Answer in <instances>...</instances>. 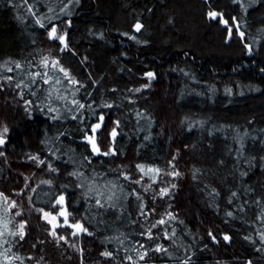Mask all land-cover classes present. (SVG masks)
<instances>
[{
  "label": "trees",
  "instance_id": "obj_1",
  "mask_svg": "<svg viewBox=\"0 0 264 264\" xmlns=\"http://www.w3.org/2000/svg\"><path fill=\"white\" fill-rule=\"evenodd\" d=\"M0 137V264H264V0H0Z\"/></svg>",
  "mask_w": 264,
  "mask_h": 264
},
{
  "label": "snow or ice",
  "instance_id": "obj_2",
  "mask_svg": "<svg viewBox=\"0 0 264 264\" xmlns=\"http://www.w3.org/2000/svg\"><path fill=\"white\" fill-rule=\"evenodd\" d=\"M25 2H27V0H25ZM29 11H31V9H29ZM217 16H218V14H217L216 12H214V11H213V12H209V17H210L211 19H216ZM221 20H223L222 17H221ZM37 22L39 23V21H37ZM223 23H224L225 25H227V21H223ZM140 28H141V25L137 24V25H136V30L139 31ZM229 33H231V28H229ZM49 35H50V38H51V39H58L61 43H65V37L62 36V35H58L56 27H53V28L51 29ZM240 35L243 36V33H240ZM65 47H67L66 44H65ZM60 71L64 72V75L67 77L68 73H67L63 68H61ZM151 75H152V74L149 73V76H151ZM81 107H83V105H81ZM99 128H100V124H97V125H95V127H94L92 130H93V132H95V131H96L97 129H99ZM4 132H5V133L7 132V128L4 129ZM111 135H112L113 137H115V135H116L115 130L112 131ZM3 143H4V139H3L2 137H0V145H2ZM89 143L92 145V150H93V152L98 153V152H99V148L97 147V144H96V141H95V137H94V136L89 137ZM105 154H107V153H105ZM0 155H2V153H0ZM142 170H143V169H142ZM149 171H152V170L150 169ZM2 195H3V194L0 193V196H2ZM5 199H6V198H5ZM63 200H64V197L61 196L60 199H59V201H58V203H61V204H62V203H63ZM14 206H15V205L13 204V207H14ZM44 215H45V217H48L49 214H48V213H45ZM60 215L64 216V217H65V221H64V222H65V223H68L66 212H63V211H62V212L60 213ZM55 219H56V218L53 216V217H52V221H55ZM50 222H51V221H50ZM161 223H163V221H161ZM56 226H58V225L54 224V227H56ZM69 227L75 228V229H76L77 231H79V232H84V231H86V229H84L83 226L80 225V224H69ZM22 228H23V225H21V229H22ZM53 235H55V233H53ZM22 236H23V233L21 232V237H22ZM61 239H63V237H61ZM224 239L227 240V239H229V238H228L227 236H225ZM159 250H160V249L157 248V251H159ZM104 255H106V256H110V253H105ZM129 259H131V257H129ZM140 259H144V256L141 255Z\"/></svg>",
  "mask_w": 264,
  "mask_h": 264
},
{
  "label": "rangeland",
  "instance_id": "obj_3",
  "mask_svg": "<svg viewBox=\"0 0 264 264\" xmlns=\"http://www.w3.org/2000/svg\"><path fill=\"white\" fill-rule=\"evenodd\" d=\"M218 17V16H217ZM57 29V33H58V35H62V36H64L65 37V43H61L62 44V46H63V48H66L65 47V44L67 43V37H66V34L62 31V29L61 28H56ZM49 37H50V35H49ZM51 39V38H50ZM52 40H55V39H52ZM56 40H58V39H56ZM67 45V44H66ZM99 129H97L95 132H92V134L91 135H89L87 138H86V141L89 143V137H92V136H94L95 137V141H96V133H97V131H98ZM116 136V135H115ZM113 137V136H112ZM114 138V137H113ZM90 144V143H89ZM96 144H97V142H96ZM90 146H91V148H92V145L90 144ZM93 151V150H92ZM95 155H99L101 152H100V150H99V152L98 153H96V152H93ZM60 199V198H59ZM59 201V200H58ZM59 206H60V211H59V213L57 214V215H48V217H47V220H48V222H49V224L51 225V232H52V236H54V237H57V235H59L60 234V231L61 230H63V229H65V228H68L69 230H70V232H72L71 234L72 235H77V234H81V233H85V231L84 232H79V231H77L75 228H72V227H69V224H79V223H71V221L69 220V215H68V212H67V210H66V207H65V201L63 200V203L61 204V203H59ZM66 212V214H67V221H68V223H65L64 221H65V217L64 216H62V215H60V213L61 212ZM55 217L56 219H55V221H52V217ZM51 221V222H50ZM54 224H56V225H58V226H56V227H54ZM60 230V231H59ZM53 233H55V235H53Z\"/></svg>",
  "mask_w": 264,
  "mask_h": 264
}]
</instances>
